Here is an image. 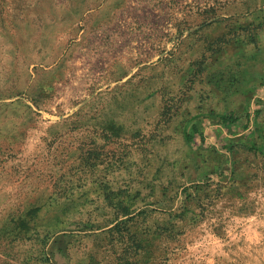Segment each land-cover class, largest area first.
I'll list each match as a JSON object with an SVG mask.
<instances>
[{"label": "rangeland", "instance_id": "1", "mask_svg": "<svg viewBox=\"0 0 264 264\" xmlns=\"http://www.w3.org/2000/svg\"><path fill=\"white\" fill-rule=\"evenodd\" d=\"M122 259L264 264V0H0V264Z\"/></svg>", "mask_w": 264, "mask_h": 264}, {"label": "crops", "instance_id": "2", "mask_svg": "<svg viewBox=\"0 0 264 264\" xmlns=\"http://www.w3.org/2000/svg\"><path fill=\"white\" fill-rule=\"evenodd\" d=\"M106 111L107 110H103L102 112L104 114H102V116H100V117L104 118V120H103L104 123H102L101 127L96 126L95 130L92 132V137H91V145L97 146V147L100 146V149L104 148V147H101L102 145L107 146L108 141H110L112 138L111 133H112L113 128L108 123V122H110L111 118H108L109 114L106 113Z\"/></svg>", "mask_w": 264, "mask_h": 264}, {"label": "trees", "instance_id": "3", "mask_svg": "<svg viewBox=\"0 0 264 264\" xmlns=\"http://www.w3.org/2000/svg\"><path fill=\"white\" fill-rule=\"evenodd\" d=\"M231 118H232V121H235L236 119H237V117L236 116H231ZM115 206H116V204H115ZM118 206V205H117ZM119 207V206H118ZM118 211L119 212H117V214L120 216H127L126 218H124L125 220H121V222H118L117 224H119V223H123V224H126V223H124V222H128V221H130V220H133V219H135L137 216H139L141 213H144L143 211H139V212H137V213H135V214H132L131 215V213H132V211H130L129 210V208L127 207V206H125V205H122V208H121V210H119L118 209ZM164 227V226H163ZM133 246H134V248L135 249H142L143 248V244L142 243H140V242H134L133 243ZM126 254V253H125ZM123 261V263L124 264H130L131 262L130 261H128V260H125V259H122Z\"/></svg>", "mask_w": 264, "mask_h": 264}]
</instances>
